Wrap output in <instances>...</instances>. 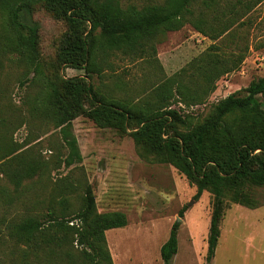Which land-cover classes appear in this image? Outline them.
<instances>
[{
	"label": "rangeland",
	"instance_id": "374dc122",
	"mask_svg": "<svg viewBox=\"0 0 264 264\" xmlns=\"http://www.w3.org/2000/svg\"><path fill=\"white\" fill-rule=\"evenodd\" d=\"M118 2L122 8H141L163 0ZM193 9L197 18L199 7ZM32 20L38 25L36 59L29 58L7 14L0 10V264L22 262L24 246L13 235L20 221L30 216L48 220L45 215L52 208L60 209L61 197L76 209L87 187L95 198L97 213L121 212L127 219L124 228L105 232L112 264H163L160 248L176 221L178 250L171 264H206L212 195L203 192L194 200L196 187L182 174L140 154L130 136L131 127L125 132L99 128L92 120L77 117L71 131L81 161L65 166L68 150L48 117V95L51 85L84 78L85 73L57 62L68 30L65 21L55 19L40 5L33 7ZM233 20V37L226 34L212 41L186 24L149 43L142 59L111 54L101 66V75L86 81L105 96L136 105L148 101L154 87L211 45L235 54L248 47L238 69L221 77L203 104H172L171 109L196 126L218 101L264 77V49L257 47L264 40V0ZM257 100L264 109V96ZM89 105L87 102L85 107ZM255 198L256 209L230 204L225 210L209 264H264V188L255 190Z\"/></svg>",
	"mask_w": 264,
	"mask_h": 264
},
{
	"label": "trees",
	"instance_id": "16d2710c",
	"mask_svg": "<svg viewBox=\"0 0 264 264\" xmlns=\"http://www.w3.org/2000/svg\"><path fill=\"white\" fill-rule=\"evenodd\" d=\"M261 2L163 0L141 8H122L118 0H0V10L7 14L29 58L36 59L38 53V25L32 20L35 5L67 24L57 62L83 70L85 75L51 85L47 106L48 117L68 150L65 166L81 161L71 131L77 117L84 116L99 128L125 132L131 127L130 136L140 154L182 174L196 187L194 200L203 192L212 195L206 264L214 258L220 223L229 205L247 209L259 206L255 190L264 188V109L257 97L264 96V77L218 101L196 126H190L186 117L171 106L203 104L215 91L217 81L238 69L248 47L235 54L211 45L176 75L154 87L148 101L136 105L99 93L86 79L101 75V66L111 54L142 59L149 43L186 24L212 41L226 34L233 37V18L251 12ZM194 5L199 7L197 18ZM257 47L264 49V40ZM58 205L59 210L47 212L48 220L30 216L14 227V237L24 246L21 264H112L105 232L124 228L125 214L97 213L89 187L76 209H71L65 197ZM74 220L79 223L73 224ZM178 228L176 221L160 248L163 264H171L177 253Z\"/></svg>",
	"mask_w": 264,
	"mask_h": 264
}]
</instances>
